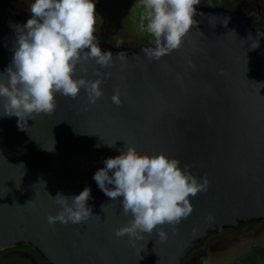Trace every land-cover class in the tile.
I'll return each instance as SVG.
<instances>
[{
  "label": "water",
  "instance_id": "1",
  "mask_svg": "<svg viewBox=\"0 0 264 264\" xmlns=\"http://www.w3.org/2000/svg\"><path fill=\"white\" fill-rule=\"evenodd\" d=\"M195 7L197 25L159 60L142 51L154 40L97 38L102 51L113 53V65L89 60L87 73L80 65L75 73H110L95 103L82 88L75 99L57 93L56 110L35 119L0 108V250L26 244L44 264H180L208 233L264 219V28L241 8ZM28 19L0 0V73L11 64L16 26ZM125 145L176 158L209 182L190 198L193 211L175 230L161 226L166 240L156 230L134 244L114 234L132 217L123 214L122 197L111 201L93 176ZM86 186L94 216L50 225L57 193L72 197Z\"/></svg>",
  "mask_w": 264,
  "mask_h": 264
},
{
  "label": "clouds",
  "instance_id": "2",
  "mask_svg": "<svg viewBox=\"0 0 264 264\" xmlns=\"http://www.w3.org/2000/svg\"><path fill=\"white\" fill-rule=\"evenodd\" d=\"M199 2L144 0L145 7L151 9L147 31L153 35L155 45L142 49L145 56L159 60L178 50L183 38L198 23L194 17ZM30 13L26 24L16 26L17 46L11 64L6 72L0 73L2 114L19 119L52 114L57 107V93L75 99L82 88L89 102L95 103L103 95L100 85L110 73L102 74L97 68L93 73L97 79L75 77L77 65L87 73L85 65L89 60H95L103 68L114 62L113 53L102 51L96 42L95 0H32ZM117 57L124 59L122 53H117ZM112 101L116 105L121 103L118 92L113 94ZM115 142L107 145L113 147ZM120 153L107 158L105 166L93 176L111 201L122 197L123 214L132 217L127 225L115 229L116 238L127 235L134 244L136 239H143L145 234L150 236L156 230L159 239L166 240L167 233L161 226L168 224L175 230L192 213L190 198L208 190L207 178L198 181L190 166L181 167L178 159L164 153H141L134 145H125ZM91 198L87 186L72 197L57 193L53 199L59 210L48 215V223L88 221L94 216L87 206ZM105 207L106 204L101 205L102 210Z\"/></svg>",
  "mask_w": 264,
  "mask_h": 264
},
{
  "label": "rangeland",
  "instance_id": "3",
  "mask_svg": "<svg viewBox=\"0 0 264 264\" xmlns=\"http://www.w3.org/2000/svg\"><path fill=\"white\" fill-rule=\"evenodd\" d=\"M30 18L32 0H6ZM207 0H200L205 3ZM228 7L241 8L264 28V0H225ZM95 36L113 42H151L147 31L151 9L144 0H95ZM0 264H43L27 248L0 251ZM182 264H264V221L242 228H229L211 235L205 244L193 250Z\"/></svg>",
  "mask_w": 264,
  "mask_h": 264
},
{
  "label": "trees",
  "instance_id": "4",
  "mask_svg": "<svg viewBox=\"0 0 264 264\" xmlns=\"http://www.w3.org/2000/svg\"><path fill=\"white\" fill-rule=\"evenodd\" d=\"M199 4H212V5H215V4H218V5H225V0H207L205 3H199ZM234 8V7H232ZM20 11V10H19ZM260 221H264V219H257V220H252L251 222H248V223H240L238 224L235 228H242L244 226H247L249 224H254V223H258ZM227 227H221L219 229H217L215 232L213 233H208L200 242L199 244L193 246L187 253V255L185 256V258L195 249H198V248H201L205 242L207 241V239L213 235V234H216V233H219L220 231H223L224 229H226ZM230 228V227H229ZM12 248H27L31 251H33L28 245L26 244H20V245H17V246H12V247H9V248H5L3 250H0V251H4V250H8V249H12ZM34 252V251H33ZM184 258V259H185ZM183 262V261H182ZM182 262L180 264H182Z\"/></svg>",
  "mask_w": 264,
  "mask_h": 264
},
{
  "label": "flooded vegetation",
  "instance_id": "5",
  "mask_svg": "<svg viewBox=\"0 0 264 264\" xmlns=\"http://www.w3.org/2000/svg\"><path fill=\"white\" fill-rule=\"evenodd\" d=\"M99 38V37H98ZM97 39V38H96ZM248 223V222H247ZM225 230V229H224ZM221 232V231H220ZM41 260V259H40ZM43 263V262H42ZM44 264V263H43Z\"/></svg>",
  "mask_w": 264,
  "mask_h": 264
}]
</instances>
